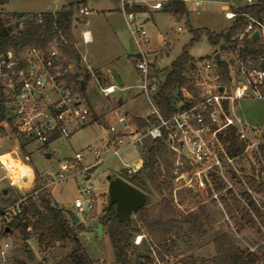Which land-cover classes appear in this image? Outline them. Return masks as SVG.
Here are the masks:
<instances>
[{
    "label": "built area",
    "instance_id": "obj_1",
    "mask_svg": "<svg viewBox=\"0 0 264 264\" xmlns=\"http://www.w3.org/2000/svg\"><path fill=\"white\" fill-rule=\"evenodd\" d=\"M168 1L119 0V12L123 17L125 32L138 50L135 69L140 81L134 89L145 98L152 110L138 117L147 122V126L141 130L129 123V118L123 111L112 110L109 121L118 124L120 130L106 139L102 151L92 150L91 154L95 159L92 167L108 156H116L128 148L142 147L147 140H163L167 150L172 153L173 174L182 181V187L196 189L201 194L210 190V194H206L205 203L215 204L225 220L228 217L222 200L229 196L239 200L246 208L245 197L249 196L264 211V205L259 203L264 194L256 193L246 180L250 177L257 182L264 181V171L259 176V171L264 170V127L250 126L237 114L240 101H264V69L246 68L235 63L234 69L229 66V82L222 85L217 82L219 75L213 54L209 61L203 63L199 70V80L195 81L196 87L200 89L199 97L195 99L182 90L184 101L177 105L178 111L169 119H163L155 105L154 98L160 82L154 78V68L149 61L150 38L143 25L145 19L150 17L148 11H161ZM180 1L185 7L189 3L196 14L203 7L200 0ZM246 2L248 5L253 3L252 0ZM135 8L144 9V12L132 11ZM223 9L226 19L235 18L232 11ZM94 12L80 6L76 14L87 17ZM35 17L41 22L40 14ZM29 20L31 17L17 19L15 28L22 29ZM254 32L258 33L256 41L264 49V22L249 19L238 39L252 40ZM83 41L86 43L85 36ZM60 45L53 41L42 48L32 47L18 52L9 50L0 55V142L12 141L15 150L26 153V146L31 144L38 147L33 152L49 153L47 146L52 140H68L75 132L92 122L91 108L69 80L70 65L65 63L60 54ZM261 59L264 60V57ZM117 89L116 84H113L100 90L106 97ZM150 118H154V123L149 122ZM235 144L239 150L232 152ZM6 156L8 154H2L0 147V169L7 173ZM83 158L82 153H76L69 160L59 161L56 171H44L42 175L51 178L49 185H53L66 180L68 172H77L72 176L83 174L90 169L77 168ZM142 164L141 158L134 167H127V175L135 174ZM250 171H254L256 175H252ZM8 184L11 188L18 186L10 177ZM45 188L22 194L16 209L10 207L0 212V220H9L13 215L16 217L20 214L19 206L27 199L36 200ZM92 191L91 185L79 190L73 202L77 213L93 210L95 200ZM12 218L10 220L14 219ZM27 232H30L29 228ZM140 240L141 236H137L135 244ZM8 248L9 244L3 243L0 249L2 261L5 260ZM250 252L254 250L250 249Z\"/></svg>",
    "mask_w": 264,
    "mask_h": 264
},
{
    "label": "trees",
    "instance_id": "obj_2",
    "mask_svg": "<svg viewBox=\"0 0 264 264\" xmlns=\"http://www.w3.org/2000/svg\"><path fill=\"white\" fill-rule=\"evenodd\" d=\"M87 0H64L65 4L57 12L40 13L41 22L34 16L27 21L22 29L7 27L8 17L19 19L21 14H6L1 8L5 7L8 0H0V55L9 50L21 51L27 48H42L53 41L61 45L59 51L65 63L74 60L78 56L75 48V40L72 34L74 16L80 6ZM134 12H144V9L135 8ZM170 14L176 21H181L188 15L185 5L180 0H169L162 10ZM235 18L230 27L217 35L206 29H190L192 35L188 44L182 49L180 55L171 63L160 83L155 95V105L163 119H169L178 111V97L182 96V90L197 99L200 89L195 82L187 77V70L195 68L194 59L189 51L205 35L208 43L220 60L216 62V71L219 75L218 83L225 85L229 82V66L222 57L231 55L234 62L244 65L246 68L264 69V49L258 41L248 38L238 39L239 33L247 25L249 19L264 22V0H255L252 4H245L232 10ZM87 79V78H86ZM70 81L78 88L83 96V87L70 78ZM178 96V97H177ZM183 108V107H182ZM181 108V109H182ZM185 108V107H184ZM92 122L105 129L109 125L103 117L93 115ZM149 122L154 123V118ZM129 123L138 130L147 126V122L141 118L131 117ZM237 144L232 152H237ZM142 167L133 175L128 176V182L147 195L145 206L132 217L119 221L113 211V206L108 205L106 214L102 218L103 227L109 236L114 255L115 264H167L169 258L177 260L180 264H261L264 262V247L257 246L254 252L239 248L230 235L224 231H216L213 228L216 219L209 212L206 193H199L196 189L183 188V183L174 174V161L163 140L149 142L148 148L142 154ZM161 167L162 175L158 174ZM262 169L259 171V176ZM249 186L258 194H264V181L258 182L253 178H247ZM154 193L157 202L150 205V194ZM189 208L183 209L185 203ZM247 208L234 197L222 200L223 209L229 223L240 232L247 224L256 229V221L264 220L262 212L251 198L245 197ZM54 205V207L51 206ZM264 205V202L261 203ZM18 214L9 227L18 229L28 240L32 235L37 238V244L42 249H50L56 244L65 245L72 243L73 249L67 256L52 264H97L93 261L78 238L85 231L83 225L71 224L65 209L61 208L52 195L43 190L36 200L27 199L20 206ZM218 216L225 217L221 212ZM133 218L137 226L133 225ZM30 232H27V229ZM137 236H141L138 244H135ZM188 245L190 249L200 253L199 255H182L180 246ZM210 248L209 256L202 252ZM202 254V255H201ZM13 264H28L15 259ZM42 264V263H36Z\"/></svg>",
    "mask_w": 264,
    "mask_h": 264
},
{
    "label": "rangeland",
    "instance_id": "obj_3",
    "mask_svg": "<svg viewBox=\"0 0 264 264\" xmlns=\"http://www.w3.org/2000/svg\"><path fill=\"white\" fill-rule=\"evenodd\" d=\"M200 1H202L203 7L200 9L199 14L194 13L191 5L186 3L188 15L181 21H176L170 14L163 11L150 12L148 9L146 10L148 11L150 20L144 22L143 26L150 38V44L148 45L150 52L149 61L152 63V67L158 70L156 76L159 82L164 80V75L171 63L180 55L181 49L191 39L190 29H206L215 35L223 33L234 20V18L228 20L224 17L223 8H227V11H232L237 7L247 4L246 0ZM100 2H106L108 8L112 9L109 12L110 16L106 17L101 13L94 12L85 18V20L88 19L90 21L87 29L91 31L94 37L93 42L87 45L85 49L82 45L76 48V43L74 46L83 55L88 50L90 52L101 53L106 59H117L115 61V69L123 80L121 88L139 84L140 78L135 69L136 58L133 61L138 50L130 36L125 32L123 17L119 12V0H100ZM153 2H150V4ZM64 4V0H8V5L1 8V10L6 14H9L7 11H10L15 14H21L23 17H31L32 19L40 12L58 11ZM95 7L98 9L102 8L100 5ZM16 20L13 17H8L6 26L15 27ZM178 28H181V30L178 31ZM72 34L77 37V27L72 28ZM214 52L215 49L208 43L205 35H202L200 41L189 51L190 56L195 62V68L187 70V77L190 81L195 82L199 80V70L203 63L210 60ZM131 56L132 58H128ZM222 59L231 64L233 69L235 68V63H232L234 62L233 56L225 55ZM89 66L84 64L87 71L93 75L97 70ZM103 87H98L94 84L93 88L89 90L90 102L88 103L87 101V103L92 108L91 111L96 116L103 117L104 122L107 124L110 123L108 113L117 108L122 107L121 109L128 112V118L134 117L133 114H146L152 110L142 95H138L133 101H129V97L133 95L134 91H122L118 92L117 96L105 97L100 90ZM79 94L81 95L80 92ZM118 96L122 97L126 102L121 98L118 100ZM177 99V105L184 101L182 96ZM237 114L250 126H264V101H240L237 105ZM104 136V132L97 125H90L75 132L68 140L54 139L47 146L49 150L53 151L50 153L49 159H46L41 153L33 152V150L36 151L38 149L37 146L27 145L25 153L18 149L15 150L12 141H1L2 154H8V158L16 164L30 167L29 169L33 170V175L31 173L30 180L24 179L25 186L20 187L18 185L19 187L11 188L8 184V173L0 169V212L10 207L16 209L15 206L19 204L18 199L22 194L42 187H46L45 190L51 194L52 189V197L55 202L62 206L66 212H71L78 219V223L84 226L85 231L81 232L78 238L89 257L93 260L98 259V261H102V264H115L112 246L106 229L103 228L101 237H97L93 232L98 221L102 223V218L106 214L109 205L106 177H120L128 182V177L123 171L127 167H134L135 163L142 158L141 155L148 148L150 141L147 140L142 147L128 148L119 152L116 156H108L83 174L72 176L73 173L76 174L77 172H68L66 174L68 178L57 184L49 185L52 179L42 175L44 171H56L59 161L69 160L76 153L84 155L83 160L77 166L79 170L93 165L95 159L91 152L92 150H103L104 142L102 139ZM158 169V174L162 175L161 167ZM249 173H252L254 176L256 175L254 171H250ZM87 176H89L88 180L85 179ZM88 185H91L93 188L94 207L91 212L79 214L73 208V202L79 190L84 189ZM4 190L7 191L6 194H3ZM149 194L150 205H153L157 202V197L154 193L150 192ZM262 202H264V197L259 200V203ZM206 204L209 212L212 213L217 221L213 228V233L216 231L228 233L234 243L243 250L250 251V249H253L255 251L257 246L264 247V220L256 221V229H252L246 224L242 231L237 232L228 220L218 216V212L220 211L215 204L212 202H206ZM189 207L190 205L186 202L182 208ZM10 219L5 221L0 220V249H2L3 243L9 244V248L4 255L5 260L2 261V257L0 256V264H13L15 259L22 260L28 264H52L70 254L73 249L72 243H66L65 245L56 244L50 249H42L38 246L35 236L32 235L28 240H24V235L20 230L10 228L9 225L12 222ZM133 219V225L137 226L135 218ZM6 229H8L7 232ZM180 249L184 256L189 254L196 256L200 254L190 249L188 245H181ZM210 252V248L207 247L202 254L206 257L209 256ZM173 261L175 259H168V262ZM95 262L100 264L97 261ZM261 264H264V262Z\"/></svg>",
    "mask_w": 264,
    "mask_h": 264
},
{
    "label": "crops",
    "instance_id": "obj_4",
    "mask_svg": "<svg viewBox=\"0 0 264 264\" xmlns=\"http://www.w3.org/2000/svg\"><path fill=\"white\" fill-rule=\"evenodd\" d=\"M7 5H8V3H7ZM97 5H100L102 8H99V9L96 8L95 6H97ZM83 6L88 8V9L94 10L95 13H98V14L101 13V14H103V16H106V17L110 16L109 12L112 11V9L108 8V4L106 2L103 3V2H100V0H87L86 4L83 5ZM113 11H115V10H113ZM7 12L9 14H15V13H12L10 11H7ZM51 12L54 13V12H57V10L56 11L53 10ZM40 13H44V12H40ZM40 13H38V14H40ZM87 17L80 16V15H77V14H75V16H74L73 23H72V28L74 29V28L77 27V33H78L77 37L73 34V37H74V40H75V43H76V48H78V46L82 45L84 47V49H85L87 47V45H89V44H91L93 42V38L94 37H93L91 31L87 29V27L90 25V21L88 19L85 20V18H87ZM149 20H150V18H149ZM83 36H85V38H86V43L83 41ZM77 50H79V49H77ZM128 58H132V56L128 57ZM135 58L136 57L133 58V61L135 60ZM116 60L117 59H106V57H104L101 53H95V52H90V51L86 50L84 55L81 54V52H78L77 58L74 59V60H70L68 62V64L70 65V69H71L70 70V78L74 77L75 81L78 82V84L82 85V87H83V97H84L86 103H87V101H88V103L90 102V100H89V90L91 88H93L94 84L97 85L98 87H102V86L106 87V86H110V85L115 84L114 81L111 78V73L115 74L119 78V80H120V82H121V84L123 86V80L120 78L119 74L117 73V71L115 69V67H116L115 66L116 65L115 61ZM84 64L86 66L90 65L92 68H94L97 71L93 75L90 74L87 71L86 67H84ZM157 72H158V70L154 67V72L153 73H154V78H156V79H157V76H156ZM136 85H132V86L127 87V88H121L122 86L118 87L116 85L118 87L116 92L113 93L112 95L106 96V97L117 96V93L118 92H122V91H134L133 95H130V97H129V101H133L136 96L140 95L138 93V91L136 89H134V87ZM118 98H119L118 100H120V98H121L123 101H125L120 96H118ZM121 108H117V109H120L126 115L129 114L128 112H125ZM110 112L108 113V120H109ZM146 114H139V115L133 114V116L138 118V117H142V116H144ZM93 115H95L94 112H93ZM127 117H128V115H127ZM109 124H108L109 125L108 129L103 128L102 126L98 125L96 122H91V124H90V125H97L100 129H102V131L104 132V135H105L104 138L102 139L104 144L106 143V139H110L112 134H114V133H116V132H118L120 130V126L118 124L111 123V122ZM90 125H88V126H90ZM260 127H264V126H260ZM51 152H53V151L50 150V152L47 153V154H49V158H50V153ZM44 154H42V155H44ZM92 166L93 165H90V166H88V168H91ZM31 173L33 175V170H31ZM85 179L88 180L89 176L85 177ZM51 195H52V189H51ZM60 207L63 208L62 206H60ZM93 261H97L100 264H102V261H100V260L98 261V259L97 260H93ZM167 264H180V263L177 260H175L173 262H168Z\"/></svg>",
    "mask_w": 264,
    "mask_h": 264
},
{
    "label": "water",
    "instance_id": "obj_5",
    "mask_svg": "<svg viewBox=\"0 0 264 264\" xmlns=\"http://www.w3.org/2000/svg\"><path fill=\"white\" fill-rule=\"evenodd\" d=\"M145 21H149V18H146ZM258 38L259 35L257 32H254L251 35V39L254 41L258 40ZM214 59L216 62L220 60L217 53H215ZM111 78L118 87L122 86L119 78L115 74L111 73ZM219 90L221 91V88ZM43 156L46 159H49V154L45 153ZM106 181L108 182V202L110 206H113L114 215L119 221H124L125 219L132 217L145 206L147 195L132 186L126 180L120 177L110 178V176H108L106 177ZM204 182H206L205 179ZM6 192V190L3 191L4 194ZM51 206L54 207L53 204H51ZM66 214L71 220L72 225L78 223V219L71 212H66ZM103 228V224L98 222L93 230L97 237L102 236ZM7 231L8 229H6V232Z\"/></svg>",
    "mask_w": 264,
    "mask_h": 264
},
{
    "label": "bare ground",
    "instance_id": "obj_6",
    "mask_svg": "<svg viewBox=\"0 0 264 264\" xmlns=\"http://www.w3.org/2000/svg\"><path fill=\"white\" fill-rule=\"evenodd\" d=\"M9 156H6V169L9 177L15 184H18L20 187L25 186L24 179L30 180L31 171L27 166H22L20 164L14 163Z\"/></svg>",
    "mask_w": 264,
    "mask_h": 264
}]
</instances>
